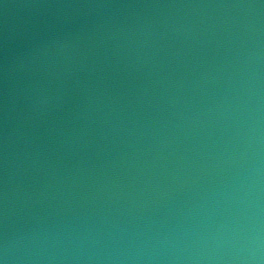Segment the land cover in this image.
Returning <instances> with one entry per match:
<instances>
[{"label":"water","instance_id":"95a60500","mask_svg":"<svg viewBox=\"0 0 264 264\" xmlns=\"http://www.w3.org/2000/svg\"><path fill=\"white\" fill-rule=\"evenodd\" d=\"M0 264H264V0H0Z\"/></svg>","mask_w":264,"mask_h":264}]
</instances>
